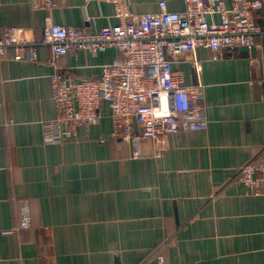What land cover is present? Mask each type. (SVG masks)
<instances>
[{"label":"crops","instance_id":"0c3cea01","mask_svg":"<svg viewBox=\"0 0 264 264\" xmlns=\"http://www.w3.org/2000/svg\"><path fill=\"white\" fill-rule=\"evenodd\" d=\"M261 1L255 23L264 28ZM160 2L184 9L183 0H128L137 15L156 13ZM47 24L94 34L118 20L112 5L94 0H0V35L20 28L39 40ZM258 43L218 61L205 48L176 55L173 76L203 88L207 128L144 140L136 160L129 144L110 140L106 104L73 141L42 142V124L56 114L50 77L98 78L114 49L54 59L40 46L21 62L8 49L0 60V264H156L164 242L166 264H264V197L236 180L264 149V35ZM22 201L27 230L16 229Z\"/></svg>","mask_w":264,"mask_h":264},{"label":"built area","instance_id":"2783aa9c","mask_svg":"<svg viewBox=\"0 0 264 264\" xmlns=\"http://www.w3.org/2000/svg\"><path fill=\"white\" fill-rule=\"evenodd\" d=\"M112 5L118 24L91 34L85 28L47 24L39 40L27 38L20 28L0 35V60L13 49L15 61H33L36 48L51 49L55 58L68 53L91 54L114 49L118 57L102 69L98 78L71 80L60 74L50 77L55 118L42 124V142L62 145L73 141L79 129L94 124L102 104L111 119L110 140L129 144L131 158H141L144 140L186 132H200L208 122L201 104V86H185L172 73V59L208 49L212 61L224 52L259 48L264 28L255 23L262 10L261 0H183L182 12H170L164 2L153 14L137 15L128 0H94ZM50 6L46 1L45 7ZM219 22L211 24L208 16ZM87 22V20H86ZM236 180L254 197H264V149L258 160L245 164ZM17 230H27L30 215L25 201L18 207ZM155 253L156 264H166L162 248Z\"/></svg>","mask_w":264,"mask_h":264}]
</instances>
